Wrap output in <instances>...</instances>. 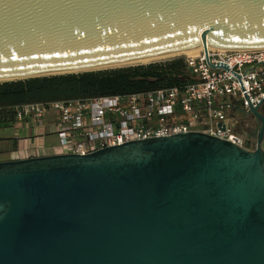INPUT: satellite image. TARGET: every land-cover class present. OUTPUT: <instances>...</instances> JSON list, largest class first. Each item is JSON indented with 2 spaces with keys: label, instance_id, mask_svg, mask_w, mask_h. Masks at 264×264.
<instances>
[{
  "label": "water",
  "instance_id": "water-1",
  "mask_svg": "<svg viewBox=\"0 0 264 264\" xmlns=\"http://www.w3.org/2000/svg\"><path fill=\"white\" fill-rule=\"evenodd\" d=\"M264 47V0H0V78ZM41 77V76H36ZM255 149L190 132L0 162V264H264Z\"/></svg>",
  "mask_w": 264,
  "mask_h": 264
},
{
  "label": "built area",
  "instance_id": "built-area-1",
  "mask_svg": "<svg viewBox=\"0 0 264 264\" xmlns=\"http://www.w3.org/2000/svg\"><path fill=\"white\" fill-rule=\"evenodd\" d=\"M194 80L131 95L87 100L29 103L15 108L11 124L18 140H39L30 149L46 148L55 135L57 154L89 155L133 141L203 132L246 149L238 127L251 107L264 100V47L223 49L208 46L184 59ZM253 116V115H252ZM12 159H19L16 153Z\"/></svg>",
  "mask_w": 264,
  "mask_h": 264
},
{
  "label": "trees",
  "instance_id": "trees-1",
  "mask_svg": "<svg viewBox=\"0 0 264 264\" xmlns=\"http://www.w3.org/2000/svg\"><path fill=\"white\" fill-rule=\"evenodd\" d=\"M194 78L184 59L121 68L34 77L0 84V129L11 127L15 108L29 103L87 100L184 87Z\"/></svg>",
  "mask_w": 264,
  "mask_h": 264
},
{
  "label": "bare ground",
  "instance_id": "bare-ground-1",
  "mask_svg": "<svg viewBox=\"0 0 264 264\" xmlns=\"http://www.w3.org/2000/svg\"><path fill=\"white\" fill-rule=\"evenodd\" d=\"M202 50H204V46L203 44H200L192 48L181 49V50L167 52V53H163L159 55L137 58V59L122 61V62H114V63L104 64V65H99V66H94V67H85V68L73 69V70L61 71V72H46V73H41V74H36V75H22V76L0 78V82L25 80L29 78H34L36 76H54V75H63L66 73L86 72V71L101 70V69H107V68H117V67L128 66V65H137V64L145 65V64H150V63L157 62L160 60H164L167 58L176 57L179 55H186L188 57L198 56Z\"/></svg>",
  "mask_w": 264,
  "mask_h": 264
},
{
  "label": "rangeland",
  "instance_id": "rangeland-1",
  "mask_svg": "<svg viewBox=\"0 0 264 264\" xmlns=\"http://www.w3.org/2000/svg\"><path fill=\"white\" fill-rule=\"evenodd\" d=\"M187 56L186 55H179L176 57H172V58H167L164 60H160L157 62H153L150 64H154V63H162V62H167V61H171V60H175V59H185ZM149 64H137V65H128V66H122V67H117V68H107V69H101V70H92V71H86V72H103V71H110V70H117V69H121V68H129V67H136V66H147ZM85 72H76V73H66V74H82ZM41 77H45V76H41ZM18 81V80H15ZM5 82H12V81H5ZM5 82H0V84L5 83ZM239 133L241 135H243L248 142V145H252L254 142H256L257 139V130L258 127L255 124L254 126H248L245 123L241 124L238 127ZM14 132L12 128H1L0 129V151H2L4 154H7L9 151H15L21 147L24 146V143L22 142L21 144L16 143L13 138H14ZM48 149H50L48 152L52 153L54 152L53 148L48 147ZM53 149V150H52Z\"/></svg>",
  "mask_w": 264,
  "mask_h": 264
},
{
  "label": "crops",
  "instance_id": "crops-1",
  "mask_svg": "<svg viewBox=\"0 0 264 264\" xmlns=\"http://www.w3.org/2000/svg\"><path fill=\"white\" fill-rule=\"evenodd\" d=\"M257 125L258 127V123L257 120L255 119L254 116L250 115L248 121L246 122V125L248 126H254ZM13 129V128H12ZM14 132V130H13ZM15 135V133H14ZM13 135V136H14ZM13 140L18 143L21 144L22 142L24 143V146L15 150V151H9L7 154H4L2 151H0V162L1 161H7V160H12V152L16 153V155H19V159H24V158H29V157H42V156H47V155H53V154H57L56 152V148L55 146H57V139L55 135H48L46 138V148L44 150H41L39 148L37 149H30L29 146H37L39 144V140L37 138L35 139H23V140H18L15 138H13ZM1 144V143H0ZM1 146V145H0ZM48 147L53 148L54 152L49 153L48 151L50 149H48ZM263 148H264V142H263ZM52 149V150H53Z\"/></svg>",
  "mask_w": 264,
  "mask_h": 264
}]
</instances>
